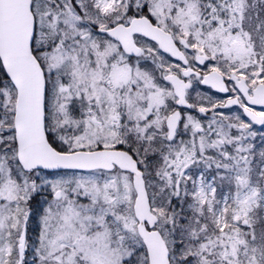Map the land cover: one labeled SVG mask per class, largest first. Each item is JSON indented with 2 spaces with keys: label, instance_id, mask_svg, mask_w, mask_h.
<instances>
[{
  "label": "snow or ice",
  "instance_id": "1",
  "mask_svg": "<svg viewBox=\"0 0 264 264\" xmlns=\"http://www.w3.org/2000/svg\"><path fill=\"white\" fill-rule=\"evenodd\" d=\"M0 264H264V0H0Z\"/></svg>",
  "mask_w": 264,
  "mask_h": 264
}]
</instances>
